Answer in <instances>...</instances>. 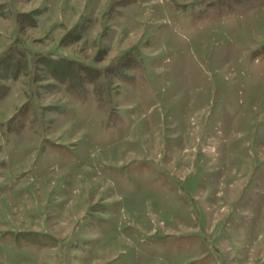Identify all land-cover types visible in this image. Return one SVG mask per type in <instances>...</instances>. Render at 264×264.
I'll return each instance as SVG.
<instances>
[{"label": "rangeland", "instance_id": "374dc122", "mask_svg": "<svg viewBox=\"0 0 264 264\" xmlns=\"http://www.w3.org/2000/svg\"><path fill=\"white\" fill-rule=\"evenodd\" d=\"M0 264H264V0H0Z\"/></svg>", "mask_w": 264, "mask_h": 264}, {"label": "bare ground", "instance_id": "6f19581e", "mask_svg": "<svg viewBox=\"0 0 264 264\" xmlns=\"http://www.w3.org/2000/svg\"><path fill=\"white\" fill-rule=\"evenodd\" d=\"M219 84V83H218ZM217 85V84H216ZM220 86V85H219ZM228 86V85H227ZM52 119V118H51ZM49 141V140H48ZM47 184V183H46Z\"/></svg>", "mask_w": 264, "mask_h": 264}]
</instances>
